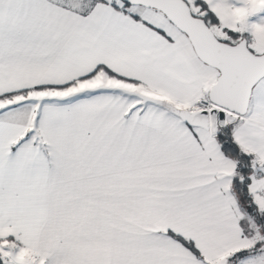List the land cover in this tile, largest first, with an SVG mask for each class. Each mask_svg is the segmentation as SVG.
<instances>
[{"label":"snow or ice","instance_id":"snow-or-ice-1","mask_svg":"<svg viewBox=\"0 0 264 264\" xmlns=\"http://www.w3.org/2000/svg\"><path fill=\"white\" fill-rule=\"evenodd\" d=\"M0 264H264V0H0Z\"/></svg>","mask_w":264,"mask_h":264}]
</instances>
